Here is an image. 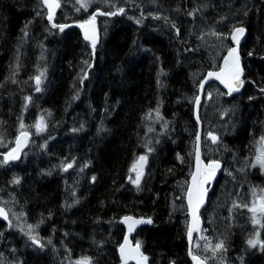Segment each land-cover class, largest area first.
Instances as JSON below:
<instances>
[{
    "label": "trees",
    "instance_id": "16d2710c",
    "mask_svg": "<svg viewBox=\"0 0 264 264\" xmlns=\"http://www.w3.org/2000/svg\"><path fill=\"white\" fill-rule=\"evenodd\" d=\"M135 1L111 0L125 11L106 16L104 12L116 8L101 0H93L87 9L76 0H60L52 23L67 25L61 31L49 23L40 0H0V141L13 143L20 118L32 138L40 136L22 159L0 163V206L9 212L12 225L0 221L2 264H75L84 255L95 264H120L117 248L125 230L119 221L125 215L153 220L132 235L148 264H190L183 192L192 168L196 125L188 96L196 93L193 70L216 66L190 31L195 15L186 13L200 0H158L164 10L160 15L169 16L179 35L170 23L141 12ZM234 1L209 0L202 15L211 23L221 17L230 21L227 33L236 25L247 28L241 47L244 77L264 88V2ZM97 8L102 15H97L93 51L77 24ZM41 69L37 92L33 78ZM25 97H31L26 107ZM239 111V128L224 140L230 152L242 154L252 151L263 133L264 92L246 85ZM37 117L46 124L42 133L34 127ZM144 153V174L134 186L127 181L130 166ZM68 163L72 167L63 169ZM247 169L253 171L249 186H264V173ZM14 177L19 183H11ZM233 194L239 201L245 196L241 191ZM26 225L35 226L43 249L20 231ZM260 233L264 239V227ZM230 235L229 262L217 260V255L213 262L195 242L193 252L208 264H264V250L246 246L247 231L239 227Z\"/></svg>",
    "mask_w": 264,
    "mask_h": 264
},
{
    "label": "snow or ice",
    "instance_id": "6c2138e0",
    "mask_svg": "<svg viewBox=\"0 0 264 264\" xmlns=\"http://www.w3.org/2000/svg\"><path fill=\"white\" fill-rule=\"evenodd\" d=\"M92 2V0H76V3L80 5L81 8L87 9L89 7V4ZM102 4H108L109 7H115L116 11H108L104 12L103 15L106 16H113L118 13H123L125 9L123 7H118L117 5L112 4L111 0H101ZM40 4L42 7L47 9V19L49 23L53 22V16L56 12L57 8L61 7L60 0H40ZM206 5H203L204 7ZM76 10H79L77 8ZM200 9L198 7H193L192 10L188 11L186 14L188 16H194V14L199 11ZM100 9L97 8L96 12H99ZM176 11H179V8L176 9ZM96 12H93V14L86 20L79 21V26L83 30L84 39L86 41L91 42V46L93 51L96 48L97 45V33H96V26H95V17ZM38 16L40 15L39 12L36 13ZM247 13H245L246 15ZM149 15L153 16L154 19L160 18L163 19L166 23H170V26L176 30L177 35H179V29L176 27V24L169 20L167 16H161L160 13H149ZM223 19V17H221ZM32 21H28L25 24V29L28 27V24H31ZM141 20H136V23H141ZM52 27L59 28L61 31L67 27L65 24H55L52 23ZM23 31V30H22ZM245 33L244 27H233L231 30V38L235 42H239V39L242 35ZM24 35H27V32H24ZM213 35H216L217 37L223 38L222 33H216L213 30ZM135 43V41L133 42ZM188 49H186L187 51ZM249 55H252V53H249ZM87 63V62H85ZM92 65H88V67H91ZM163 70L161 69L157 73V83L160 84V75L162 74ZM243 69L241 68L240 63V57L237 53V49L235 47H229L227 49V55L223 58V63L219 65L218 71L209 70L207 72V75L204 76L202 80L198 82L196 85L198 88L203 89L205 81H207L209 78L214 77L216 80H219L221 84H223L228 89V94H231L235 91L239 90V87L243 84V80L241 79ZM44 75V70L41 69L39 74L35 76L33 79L36 83V91L39 92L40 84L42 77ZM88 75L87 72H83V76L86 77ZM82 82V78H81ZM261 92H264V88L260 89ZM211 95V93H209ZM196 102L199 103L200 96L195 97ZM253 99L251 96L249 97V100ZM31 100V97H25V107L27 106L28 101ZM51 115V113H48ZM157 115H159V112L157 110ZM35 129L37 132H41L46 127V124L44 122L43 117H37L35 125ZM81 128H83V124H81ZM25 125L23 123V119H19V132L17 136L15 137V147H10L9 151L2 153L3 160L0 161V163H8L9 161L17 160L19 157V153L21 148L28 142L29 132L24 130ZM79 129H73V131H78ZM208 135L211 137L212 141H217V136H215L213 133H208ZM3 134L0 133V140H2ZM260 141L262 142V145H264V136H261ZM199 140L200 136L199 133H197L196 136V146H195V155H196V170L191 173V183L187 186V203H188V209L189 213L191 215V222L189 223L187 227V236L189 239V242L193 239V232L200 230V218L197 215L198 209L200 208V205L204 202V195L207 191V189L204 187V185L210 181L216 174V171L218 168H220V161L219 160H208L207 163H203L200 158V148H199ZM41 147H44V145H41ZM148 151L151 152L152 148H148ZM147 157L145 155H141L138 157L136 161L133 162L130 171H135L136 178L132 180L131 182L135 185H139L141 176L143 174V166L146 162ZM177 159H181L179 154L177 155ZM253 165H259L261 170H264V146L257 148V154L253 161L251 162ZM87 166V165H85ZM72 167L71 163L63 165V169H67ZM243 171V169H241ZM19 177H14L11 183L16 184L19 183ZM93 181L96 179L95 176L92 177ZM262 193H264V189L261 190ZM255 196V192H253ZM73 203H76V201H73ZM66 207H70V205H66ZM242 207H247L248 211L252 213L251 217V223L253 225L260 224L261 227H264V223H261V220L257 219V214H259L260 217H264V194H261L257 196L251 206L249 205H242ZM231 211V209L229 210ZM12 215H16V213H12ZM23 215V213H21ZM50 215V214H49ZM0 217H2L4 220L8 221V227H11V221L9 220L8 213L5 211L3 207H0ZM123 223L127 225L128 233L132 232L133 229L136 227V225L141 223H152L151 218L149 217L146 221L144 218H134L132 216H124L121 218ZM43 221H38V223H42ZM27 231H25L24 228H20V231L27 235L28 239L32 242V244L37 245L40 249H43L45 247V244L41 242L40 239H38V233H35L34 225H27ZM2 235V233H0ZM261 233L257 230L254 232V234L246 240V244L250 248H254L257 245L264 250V239L260 238ZM204 248L206 251H211L213 254V257L216 256L217 252L223 253L225 249L224 240L218 239L214 246L211 242L207 240V238H203ZM51 239L48 240V244H51ZM100 245H102L104 242L100 241L98 242ZM119 255H120V264H128L129 260L135 261V264H147L148 257L141 251V244L139 241L136 242L135 246L129 243L128 234L125 233L123 242L118 245ZM187 255L191 257V260L193 261V264H206V259H202L200 256L195 255L193 252V249L191 247L188 248ZM241 261L243 258H240ZM0 264H2V261H0ZM75 264H95L94 259L90 256L84 255L78 258L75 262ZM170 264H175L174 261L170 262Z\"/></svg>",
    "mask_w": 264,
    "mask_h": 264
},
{
    "label": "rangeland",
    "instance_id": "374dc122",
    "mask_svg": "<svg viewBox=\"0 0 264 264\" xmlns=\"http://www.w3.org/2000/svg\"><path fill=\"white\" fill-rule=\"evenodd\" d=\"M200 1L201 4L199 6H197V4L195 5V7H198L200 10L197 11L194 14L195 16L191 19L192 24L190 27V31L195 39L197 46L201 47L203 50H205L208 53L207 56L208 61L211 62L213 66H217V63L219 62L220 58L229 48V40H228L229 32L228 33L226 32V27L230 25V21L226 19H221L212 23L209 22L208 20H206L205 16L202 15L204 14L203 11L207 7L205 2H209V0H200ZM135 3L138 4L141 12H143L144 14L163 13L164 11L163 8L160 7L158 0H143V1L137 0L135 1ZM203 5L206 6L202 7ZM110 10L113 11V9L111 8ZM97 13L98 12H96V14ZM213 30L216 33L224 34L223 38L213 35ZM204 71L205 70L203 67H198L193 70L192 79L194 81L195 86L198 84ZM209 93H211V95H209ZM194 96L195 93L194 94L192 93L191 95L188 96V101L190 102V104L193 103ZM205 96L206 99L201 109V117L204 123L205 134L211 132L218 137V140L215 143L209 140H206L204 142V153H203L204 158L206 160L220 159L223 161H226L227 159L228 168H226L225 170V175L220 178L218 188L217 189L215 187L212 188L211 195L209 197L208 207L201 215L205 223L204 228L203 231L198 235V241H194L195 242L194 245H196L200 251L205 252L207 258L213 260L214 257L212 252L206 251L204 248L205 241L203 238L206 237L207 240L211 242L213 246L218 239L224 240L226 250L223 253L217 252L216 254L217 260L221 259L224 263L230 261L225 257H227V252L230 249L229 243L231 241L230 238L231 229L229 228V223L227 222L225 223L226 216L228 217V222L238 223V221L242 220V224L245 225L246 228H248L247 230L248 238H250L257 230L261 232V229L263 228L260 226V224L253 225L251 223L252 213L248 211L247 207H242V205L246 204L251 206L253 200L257 196L264 194L261 192V190L264 188L263 187L255 188L251 186L250 188L248 187L247 192L251 196V199L243 200L241 202L239 201L238 197L235 196V194H232L235 183L239 181V177L243 176L240 173L244 172V170H247V168H250L252 170H258L264 173V170H261L258 164L253 165L251 163L257 154V148L262 147L261 146L262 142L260 141V139L258 140V143L255 146V151H253L252 154H250L251 152H249L244 156L236 152L231 153L227 145L225 144L224 138L226 136L234 135L235 132L237 131L239 125L238 122L240 119V116H238V113L240 114L239 111L240 108L238 107L236 101H231V102L227 101L224 98V95L220 90V88L215 84H211L208 86ZM24 130L28 131L30 134V137L27 142V146L32 141L34 143L36 140L40 139V136H35V139L32 138L29 129L25 128ZM14 141L10 146L5 141L4 142L0 141V150L3 152L8 151L10 147H13ZM141 155H145L147 157L146 153L140 154L139 156ZM139 156L136 157V160L138 159ZM2 160H3V156H2ZM146 163H147V159L143 166V174L146 167ZM241 169H243V171H241ZM143 174L141 176V179L143 177ZM135 178H136L135 171H130V183L134 186H137L131 182ZM223 179L229 180L228 185H230V187H227L225 189V185L224 187L221 186ZM187 182L188 179L184 182L185 188L187 186ZM214 189L216 190L214 191ZM253 192H255V196ZM230 209L231 211H229ZM15 217L17 220H19L18 216ZM257 219L261 220V223H264L263 221L264 217H260L259 214H257ZM25 230L26 231L28 230L27 225L25 226ZM246 246L249 248L247 244ZM239 258L240 256H237V259ZM203 259L206 258L203 257ZM214 261L215 259L213 260V262Z\"/></svg>",
    "mask_w": 264,
    "mask_h": 264
},
{
    "label": "water",
    "instance_id": "95a60500",
    "mask_svg": "<svg viewBox=\"0 0 264 264\" xmlns=\"http://www.w3.org/2000/svg\"><path fill=\"white\" fill-rule=\"evenodd\" d=\"M45 9H46V8H45ZM46 10H47V9H46ZM57 10H58V8L56 9V12H55L53 18L55 17V15H56V13H57ZM79 29H80V31H81V34H82L83 38H84L83 30L80 28V26H79ZM96 33H97V30H96ZM245 36H246V30H245L244 35H242V36L240 37L238 43L232 40L231 35H230V38H229L230 41H231V47H235V48L237 49V53H238V55H239V57H240V63H241V68H242V69H243V64H242V63H243V59H242V57H241V55H240V45H241V43L245 40ZM225 55H227V51H226L225 54L223 55V57H222V59H221V63H220V65L223 63V58H224ZM218 70H219V68H218L217 70H214V71H218ZM206 75H207V73L205 74V76H206ZM241 79L244 81L243 84L239 87V90H238V91H235V92H233V93H231V94H228V89H227L223 84H221L219 80H216L214 77L209 78L207 81H205L203 89H200V88H199V90H198V96H200V101H199V103L195 102V105H194V120H195V122H196L197 125H198L197 133H199V136H200V140H199L200 158H201V161H202L203 163H205V164L207 163V161L205 162V161H203V159H202V143H201L202 124H201V121L199 120V109H200V105H201V97H202L203 94H204V90H205V88H206L208 85L212 84V83H216V84L220 87V89L223 90V91L226 93V95H225L226 98H229V97L232 96V95L240 94V93L242 92V90L244 89L245 85H246V84H250V81H249V80H246V79L244 78V69H243V72H242V75H241ZM197 133H196V136H197ZM29 137H30V135H29ZM29 137H28V139H29ZM195 141H196V140H195ZM15 146H16V144L14 145V147H15ZM25 146H26V144L21 148L20 153H19V157H18L17 160L20 159V156H21L22 151L24 150ZM195 146H196V143H195ZM17 160H14V161H17ZM220 165H221V166H220V168L217 169L215 176H214L210 181H208V182L204 185V187L207 189V191H206V193H205V195H204V202L200 205V208L198 209V212H197V215H198L199 218H200V230H199V231H194V232H193V239L191 240V242H189V239H188V236H187V227H188L189 223L191 222V219H192V218H191V215H190V213H189V209H188V203H187V197H186L187 188H186V192H185V207H186V216H187V224H186V243H187V251H188V248H189V247L192 248V246H193V241H194L195 236L198 235V234L201 232V230H202V227H203V220H202V218H201V213H202L203 210H205L206 207H207L208 195H209V187H212V186L214 185V183L217 181V179L219 178V176H220V174H221V172H222V169H223V163H222L221 161H220ZM195 170H196V155H195V147H194V152H193V164H192V170H191V173L194 172ZM190 183H191V174H190V176H189V180H188V184H190ZM188 184H187V186H188ZM132 217L139 219V217H135V216H132ZM0 220H4V219H3L2 217H0ZM144 220L146 221L147 219L144 218ZM4 221H6V220H4ZM121 223L124 225V228H125V230H126L125 233L128 234L129 243L132 244L133 246H135V244H133V242H132L131 239H130V237L133 235V233H134L136 230H138L139 228H141V227H144V226H150V225L152 224V223L149 224V223H146V222H145V223L138 224V225H136V227L133 229L132 232L128 233L127 225L123 223L122 219H121ZM123 239H124V238H123ZM122 242H123V240H122ZM122 242H121V243H122ZM118 256H119V259H120L119 250H118ZM187 258H188V260L190 261V263L193 264V261L191 260V257H189V256L187 255ZM128 264H135V261L129 260V261H128ZM147 264H148V261H147ZM206 264H207V263H206Z\"/></svg>",
    "mask_w": 264,
    "mask_h": 264
},
{
    "label": "bare ground",
    "instance_id": "6f19581e",
    "mask_svg": "<svg viewBox=\"0 0 264 264\" xmlns=\"http://www.w3.org/2000/svg\"><path fill=\"white\" fill-rule=\"evenodd\" d=\"M234 1V0H233ZM238 1V0H237ZM244 1V0H243ZM246 1V0H245ZM262 2H264V0H261ZM235 2V1H234ZM250 2V1H249ZM249 4V3H248ZM219 6H221V5H219ZM250 6V5H249ZM215 7V5L213 6V8ZM44 8V7H43ZM211 8V7H210ZM45 9V8H44ZM59 9V8H58ZM46 10V9H45ZM214 10V9H213ZM58 11V10H57ZM168 11V10H167ZM211 11H212V9H211ZM46 12H47V10H46ZM171 12V11H170ZM57 14V13H56ZM169 14V13H168ZM171 14V13H170ZM184 14V13H183ZM97 15H102V13L101 12H98L97 14H96V17H95V26H96V30H97V40H98V28H97ZM245 15V14H244ZM55 17H56V15H55ZM54 17V18H55ZM169 17V16H168ZM53 18V19H54ZM48 20V19H47ZM183 21V20H182ZM241 22H243L242 20H241ZM245 22V21H244ZM263 25V24H262ZM77 27L79 28V24H77ZM234 27H244L245 28V30H246V36H245V40L241 43V45H240V55H241V57H242V59H243V62H244V60H245V57H243L242 56V54H241V47L244 45V43H245V41H246V39H247V35H248V31H247V28L245 27V26H243V25H236V26H234ZM232 28L233 27H231L230 28V30L228 31L229 32V35H228V40H229V47H231V41H230V33H231V30H232ZM80 30V29H79ZM81 32V31H80ZM162 36V35H161ZM82 38H83V36H82ZM84 39V38H83ZM85 40V39H84ZM160 40V39H159ZM86 41V40H85ZM87 43H89L90 44V46H91V42L90 41H86ZM165 42V41H164ZM262 42V41H261ZM91 48H92V46H91ZM227 51V50H226ZM225 51V52H226ZM225 54V53H224ZM223 54V55H224ZM223 55H222V57H223ZM250 57H251V55H249ZM222 57L220 58V60H219V62L217 63V66L215 67V68H211V69H208V70H205L204 71V73H203V75L201 76V78H200V80H202L203 78H204V76H205V74L209 71V70H217L218 68H219V65H220V63H221V59H222ZM263 59H264V54L261 56ZM243 64V63H242ZM244 69V68H243ZM244 75H245V73H244ZM245 78V77H244ZM199 80V81H200ZM246 80H249V79H246ZM250 81V85H252V86H254L255 88H256V90L258 91V92H261L260 91V89H262V88H258V87H256V84L253 82V81H251V80H249ZM212 84H215V85H217L216 83H212ZM211 85V84H210ZM246 85H248V84H246ZM245 85V86H246ZM209 86V85H208ZM208 86L205 88V90H204V94H203V96L201 97V105H200V109H199V120L201 121V124H202V136H201V143H202V156H204V142L206 141V140H209V141H212V139H211V137L209 136L208 137V135L207 136H205V128H204V123H203V121H202V117H201V109H202V106H203V103L205 102V99H206V96H205V93H206V90H207V88H208ZM218 86V85H217ZM219 87V86H218ZM220 88V87H219ZM198 90H199V88L197 87L196 88V93H195V96H194V100H193V103H192V116H193V120H194V105H195V102H196V99H195V97L196 96H198ZM221 90V89H220ZM222 91V93H223V95H224V98L227 100V101H237V104H238V107L240 108V97H241V95H242V93H243V90H242V92L240 93V94H237V95H232V96H230L229 98H226V93L223 91V90H221ZM194 122H195V120H194ZM195 125H196V133H197V130H198V125H197V123L195 122ZM239 128V127H238ZM263 133H264V130H263ZM30 135V134H29ZM17 136V135H16ZM216 136V135H215ZM261 136V135H260ZM260 136H259V138H260ZM218 138V137H217ZM259 138H258V140H259ZM15 140V139H14ZM196 134H195V138H194V142H193V152H194V147H195V143H196ZM218 140V139H217ZM225 141V140H224ZM213 142V141H212ZM216 142V141H215ZM215 142H213V143H215ZM226 144V143H225ZM14 145H15V141H14ZM14 145H13V147H14ZM26 149H27V143H26V146H25V148H24V150L22 151V154H21V156H20V159H22V157L23 156H25V153H26ZM253 150V149H252ZM9 151V150H8ZM254 151V150H253ZM252 151V152H253ZM7 152V151H6ZM233 151H231V153H232ZM4 153V152H3ZM145 154V153H144ZM139 156V155H138ZM0 157L2 158V152H0ZM19 159V160H20ZM19 160H17V161H19ZM136 160V159H135ZM134 160V161H135ZM17 161H9V162H17ZM133 161V162H134ZM219 161H221L222 163H223V169H222V172H221V174H220V176L224 173V166H225V163H227V160L226 161H223V160H220L219 159ZM225 162V163H224ZM133 164V163H132ZM228 164V163H227ZM132 166V165H131ZM131 166H130V168H131ZM68 169V168H67ZM248 170V172H247V176H249V178H250V174L253 172V171H250L249 169H247ZM254 176V175H253ZM249 178L247 179V180H244L243 182H241V183H235V185H234V190L235 191H241V192H244L245 193V196L246 195H249L248 194V190H247V188L249 187L250 188V186H249V183H248V181H249ZM188 180H189V177H188ZM127 181H130V177H128V179H127ZM228 183H229V180L228 179H223L222 180V186L224 187V185H225V189L227 188V187H230V185H228ZM187 184H188V182H187ZM254 184H256V183H254ZM228 185V186H227ZM259 187H263L264 188V186H259ZM184 188H185V185H184ZM186 188H187V186H186ZM186 188L184 189V196H183V205H184V208H185V216H186V207H185V192H186ZM255 188H257V187H255ZM233 194V193H232ZM236 196V195H235ZM244 196V197H245ZM243 198V197H242ZM241 202V201H240ZM0 207H3V206H0ZM4 208V207H3ZM5 209V208H4ZM5 211L7 212V209H5ZM8 213V217H9V212H7ZM125 216H132V215H125ZM124 217V216H123ZM139 218H145V217H139ZM146 219H148V218H146ZM186 219H187V216H186ZM9 220H10V217H9ZM1 222H4V223H6V224H8V221H4V220H0ZM153 221V220H152ZM119 223H120V225L124 228V225L121 223V219H120V221H119ZM186 224H187V222H186ZM124 230H125V228H124ZM240 230H242L241 229V226H240ZM242 231H247V230H242ZM125 232H126V230H125ZM231 232V231H230ZM135 233V232H134ZM133 233V234H134ZM124 235H125V233H124ZM123 238H124V236H123ZM230 238H231V236H230ZM130 239H131V241L133 242V240H132V236L130 237ZM123 240V239H122ZM122 242V241H121ZM237 243H239V242H237ZM133 244H136L135 242H133ZM117 252H118V248H117ZM187 255V254H186ZM188 259V258H187ZM189 261V260H188ZM189 263H190V261H189ZM206 263H207V261H206ZM191 264V263H190ZM208 264V263H207Z\"/></svg>",
    "mask_w": 264,
    "mask_h": 264
},
{
    "label": "flooded vegetation",
    "instance_id": "af4514ba",
    "mask_svg": "<svg viewBox=\"0 0 264 264\" xmlns=\"http://www.w3.org/2000/svg\"><path fill=\"white\" fill-rule=\"evenodd\" d=\"M234 101V100H233ZM237 102V101H236ZM208 135V133H206L205 134V136H207ZM261 136H264V133H262V135ZM260 136V137H261ZM208 137H209V135H208ZM261 146H264V145H261ZM251 148H253V150L255 151V147H251ZM252 150V151H253ZM252 151H250V149H245V151L242 153V155H244L245 156V154H247V153H249V152H251L250 154H252ZM235 151H233V153H234ZM237 153V152H236ZM248 159V158H247ZM225 163V162H224ZM228 166V164L227 163H225V166H224V173L221 175V177H223L224 175H225V170H226V168H228L227 167ZM240 174H242L243 176L242 177H239V181L237 182V183H241V182H243L244 180H247L248 178H249V176H247V170H244V172H241ZM220 177V178H221ZM219 181H220V179L217 181V183H216V185L214 186L216 189L218 188V185H219ZM222 184V183H221ZM222 186V185H221ZM216 189H214V191L216 190ZM222 193V192H221ZM248 199H251V196L250 195H246L245 197H243L242 198V200L241 201H243V200H248ZM229 223V228L233 231L235 228H237V230H238V228L241 226V229L242 230H248V228H246V226L245 225H243L242 224V220L241 221H238V223H234V222H228V217L226 216V218H225V223ZM205 224V223H204Z\"/></svg>",
    "mask_w": 264,
    "mask_h": 264
}]
</instances>
